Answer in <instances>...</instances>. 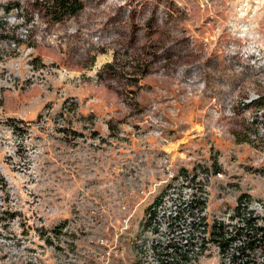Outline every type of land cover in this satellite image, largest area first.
I'll use <instances>...</instances> for the list:
<instances>
[{
    "label": "rangeland",
    "instance_id": "obj_1",
    "mask_svg": "<svg viewBox=\"0 0 264 264\" xmlns=\"http://www.w3.org/2000/svg\"><path fill=\"white\" fill-rule=\"evenodd\" d=\"M80 2L0 0V264H134L169 170L264 196V0Z\"/></svg>",
    "mask_w": 264,
    "mask_h": 264
},
{
    "label": "built area",
    "instance_id": "obj_2",
    "mask_svg": "<svg viewBox=\"0 0 264 264\" xmlns=\"http://www.w3.org/2000/svg\"><path fill=\"white\" fill-rule=\"evenodd\" d=\"M9 43L18 50L16 41ZM213 178L221 180L214 199ZM223 180L221 172L181 169L155 183L134 243V264H264L263 233L255 245L246 235L252 227L264 231V199L238 197Z\"/></svg>",
    "mask_w": 264,
    "mask_h": 264
},
{
    "label": "trees",
    "instance_id": "obj_3",
    "mask_svg": "<svg viewBox=\"0 0 264 264\" xmlns=\"http://www.w3.org/2000/svg\"><path fill=\"white\" fill-rule=\"evenodd\" d=\"M54 4L57 7V11H59L62 14H69V15H76L77 13L80 12L82 9V5L80 0H54ZM6 12L9 13L11 11L10 7H6ZM206 171L209 172V170L205 169ZM217 172H220L217 171ZM247 221V220H246ZM251 232V231H250ZM261 235V237H264V231L259 228L252 227V235L247 232L246 235H249L250 237L252 236L254 238L253 243L250 241L249 245H255V240L258 237V235ZM243 251V249H242Z\"/></svg>",
    "mask_w": 264,
    "mask_h": 264
},
{
    "label": "crops",
    "instance_id": "obj_4",
    "mask_svg": "<svg viewBox=\"0 0 264 264\" xmlns=\"http://www.w3.org/2000/svg\"><path fill=\"white\" fill-rule=\"evenodd\" d=\"M258 196H259V198H262V199H264V198H263V197H264L263 195H258Z\"/></svg>",
    "mask_w": 264,
    "mask_h": 264
},
{
    "label": "bare ground",
    "instance_id": "obj_5",
    "mask_svg": "<svg viewBox=\"0 0 264 264\" xmlns=\"http://www.w3.org/2000/svg\"><path fill=\"white\" fill-rule=\"evenodd\" d=\"M202 171H206L205 169H201ZM208 172V171H207ZM209 172H212V171H209ZM259 198V197H258ZM262 199V198H261Z\"/></svg>",
    "mask_w": 264,
    "mask_h": 264
}]
</instances>
